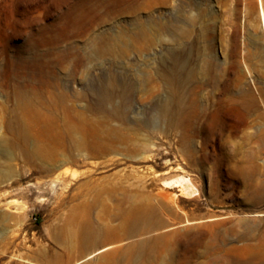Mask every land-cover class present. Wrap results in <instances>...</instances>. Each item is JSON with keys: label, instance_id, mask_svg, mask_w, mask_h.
Listing matches in <instances>:
<instances>
[{"label": "rangeland", "instance_id": "rangeland-1", "mask_svg": "<svg viewBox=\"0 0 264 264\" xmlns=\"http://www.w3.org/2000/svg\"><path fill=\"white\" fill-rule=\"evenodd\" d=\"M101 1L0 0V264H74L104 247L77 264H264L257 0H206L205 17L204 0H174L160 42L136 36L153 0ZM172 48L192 108L226 96L210 76L233 86L185 139L155 109ZM30 82L62 94L55 109L20 105ZM181 176L193 192L180 194Z\"/></svg>", "mask_w": 264, "mask_h": 264}, {"label": "bare ground", "instance_id": "bare-ground-1", "mask_svg": "<svg viewBox=\"0 0 264 264\" xmlns=\"http://www.w3.org/2000/svg\"><path fill=\"white\" fill-rule=\"evenodd\" d=\"M106 1L107 0H102L98 4V7L103 8V6L106 5ZM153 1H154L157 14L151 20L150 26H147L145 23L139 24V26L137 27L136 36L140 38H153L156 42L158 41L160 42V40L162 39L161 35L169 31V28H170V26H168V22L166 21L167 19H164L163 16L160 15L161 14L160 11H162V9L164 8L171 7L173 5L174 0H153ZM205 1L206 0H204V3H203L205 5L204 8H201L199 11V15L203 17L207 16V11L209 10L208 9L209 6L207 3H205ZM257 2H258V14H259V18L261 21V31H262V37H263V52H264V9H263L261 0H257ZM176 8L178 11L184 10L181 4H178ZM203 30L204 32H206L205 25L203 27ZM166 54H167V58L170 61V65L169 66L165 65L163 62L165 60L162 59L161 68L157 72V78L161 82V86L165 92V96L157 104L155 109L158 112L159 117L166 121L165 123H167L169 128L176 130L182 139L190 138L196 135V131L193 129L192 124H190L191 123L190 117L198 116L202 114L203 111H205L209 107H212L213 105L214 106L211 109V115L217 116V114L220 112L222 107L224 105H228V103L230 102L231 96L233 94L232 93L233 86H232L231 81L227 77L222 78V76L221 77H218L215 75L210 76L207 83L211 86L213 91L217 93H222L223 95L226 94V96L218 97V98H214V96H211L207 100L205 106H203L202 104H196L195 107L192 108L190 106V103H192L193 100L191 101L190 99L187 98V90H186L188 82H189V76L187 72V66H188L187 61L184 60V58H182L181 49L179 50V49L172 48V49H169V51L167 50ZM41 68L43 69L44 65L40 64L38 65V67H36V69H40V70ZM32 78H35V77H32ZM48 85L50 86V84ZM28 86H30L29 87L30 91L26 92V91L21 90V91H17L16 93L17 101L20 103V105L25 106L27 109H31L32 106H37L39 108H46V109L53 110L55 109L58 101L61 98H63L62 94L55 92L54 90H52L53 88H49L48 86L42 87L32 82H30V85ZM122 101L123 103H125L124 99H122ZM12 132L14 135L18 136L19 138L24 137L22 126L20 124H17V123L14 124V126H12ZM174 182L178 183V185L180 186V189H179L180 194L185 193V192H193L195 190L193 188V185L189 181V179L186 177L181 176L175 179ZM164 196L170 197V193L165 191ZM105 249H107V247L95 250L91 252L90 254H87L82 259L76 261L74 264H77L81 261L91 258ZM110 255L111 254H106V255H103L102 257H109Z\"/></svg>", "mask_w": 264, "mask_h": 264}]
</instances>
